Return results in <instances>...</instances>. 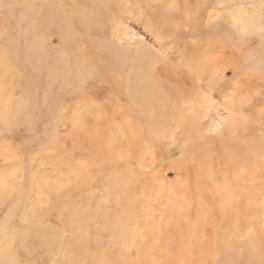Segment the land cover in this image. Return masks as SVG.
I'll use <instances>...</instances> for the list:
<instances>
[{
  "label": "rangeland",
  "instance_id": "374dc122",
  "mask_svg": "<svg viewBox=\"0 0 264 264\" xmlns=\"http://www.w3.org/2000/svg\"><path fill=\"white\" fill-rule=\"evenodd\" d=\"M0 264H264V0H0Z\"/></svg>",
  "mask_w": 264,
  "mask_h": 264
}]
</instances>
